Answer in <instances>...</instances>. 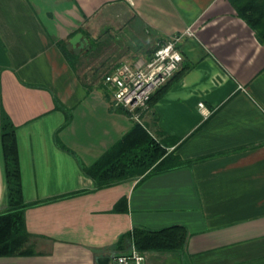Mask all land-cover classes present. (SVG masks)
I'll return each mask as SVG.
<instances>
[{
    "label": "crops",
    "instance_id": "obj_1",
    "mask_svg": "<svg viewBox=\"0 0 264 264\" xmlns=\"http://www.w3.org/2000/svg\"><path fill=\"white\" fill-rule=\"evenodd\" d=\"M113 16L155 41L181 36L183 60L142 121L190 163L97 188L83 167L135 120L63 47L84 49L86 26ZM3 115L16 128L27 236L0 264H109L137 248L135 227L172 225L187 228L184 244L142 250L146 264H264V43L233 0H0V213Z\"/></svg>",
    "mask_w": 264,
    "mask_h": 264
},
{
    "label": "trees",
    "instance_id": "obj_2",
    "mask_svg": "<svg viewBox=\"0 0 264 264\" xmlns=\"http://www.w3.org/2000/svg\"><path fill=\"white\" fill-rule=\"evenodd\" d=\"M233 2L239 14L264 43V0H233ZM89 39V44L79 50L80 52L63 47V53L73 67L77 68L81 65L84 57L89 54L94 52L101 54L104 42L99 38L89 37ZM165 41L163 38L156 40L148 50L149 58ZM119 64L113 65L109 70ZM169 80L154 92L149 103L166 90ZM100 84L101 87L106 88L102 80ZM2 144L9 206L7 211L0 213V255H12L21 253L22 241L27 236V230L24 226L26 204L22 193L16 128L7 115H3L2 119ZM167 145L166 139L156 138L143 124L134 121L132 128L112 148L92 165L84 166L83 169L99 188L135 175L156 174L190 163L175 151L168 152ZM186 237L187 228L182 225H172L158 230L135 227L133 231L135 245L140 251L150 248H177L184 244Z\"/></svg>",
    "mask_w": 264,
    "mask_h": 264
},
{
    "label": "built area",
    "instance_id": "obj_3",
    "mask_svg": "<svg viewBox=\"0 0 264 264\" xmlns=\"http://www.w3.org/2000/svg\"><path fill=\"white\" fill-rule=\"evenodd\" d=\"M180 35L166 40L148 60L135 64L122 62L107 71L102 82L110 92L113 104L143 124L142 114L148 108L154 92L178 70L183 54ZM203 105V104H202ZM109 264H146L145 255L133 248L129 252L114 254Z\"/></svg>",
    "mask_w": 264,
    "mask_h": 264
},
{
    "label": "rangeland",
    "instance_id": "obj_4",
    "mask_svg": "<svg viewBox=\"0 0 264 264\" xmlns=\"http://www.w3.org/2000/svg\"><path fill=\"white\" fill-rule=\"evenodd\" d=\"M119 14H121V11ZM86 28L93 37L99 38L105 45L101 54L94 52L84 57L81 66H79V72L82 77L87 78L89 81L90 78L93 79V84L99 90L107 92H109L108 89L101 87L100 84L103 75L121 60L131 64H134L140 58L145 60L150 55L148 50L156 43L149 36L139 32L141 29L137 28L132 19L123 21L114 17L110 22L104 23L99 18L98 21H92V24L87 25Z\"/></svg>",
    "mask_w": 264,
    "mask_h": 264
},
{
    "label": "water",
    "instance_id": "obj_5",
    "mask_svg": "<svg viewBox=\"0 0 264 264\" xmlns=\"http://www.w3.org/2000/svg\"><path fill=\"white\" fill-rule=\"evenodd\" d=\"M82 36H83L82 33H78V34H76V35L72 38V43H75L76 41H79V40L81 39ZM86 42H87V39H84L83 42L81 43V45L84 46Z\"/></svg>",
    "mask_w": 264,
    "mask_h": 264
}]
</instances>
